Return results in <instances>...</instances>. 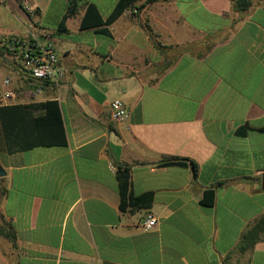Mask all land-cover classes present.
I'll list each match as a JSON object with an SVG mask.
<instances>
[{"label":"crops","instance_id":"crops-1","mask_svg":"<svg viewBox=\"0 0 264 264\" xmlns=\"http://www.w3.org/2000/svg\"><path fill=\"white\" fill-rule=\"evenodd\" d=\"M118 1L0 0V93L57 101L67 138L11 154L0 142V228L14 235L0 236V264H264V0H138L106 34L80 28L86 5L105 22ZM10 36L53 45L57 86L28 77ZM115 99L125 124L110 119ZM168 157L195 163L196 178L189 164L158 166ZM119 166L149 209L121 210ZM145 211L157 217L149 231Z\"/></svg>","mask_w":264,"mask_h":264},{"label":"trees","instance_id":"trees-1","mask_svg":"<svg viewBox=\"0 0 264 264\" xmlns=\"http://www.w3.org/2000/svg\"><path fill=\"white\" fill-rule=\"evenodd\" d=\"M138 0H119L114 7L107 21H103L96 7L92 4L86 5L84 15L80 22L82 30H94L96 33L106 34L107 30L103 27L106 23L115 20L123 11L131 7ZM152 3L157 0H147ZM76 3L71 2L67 12L59 23V31L64 32L65 20L74 14ZM145 29L151 36L153 44L158 50L164 47L154 39L151 29L145 24ZM29 77V76H28ZM30 78V77H29ZM31 79V78H30ZM33 80V79H31ZM43 82V81H42ZM251 128L248 125L240 126L235 134L245 137ZM264 132V127L258 129ZM0 142L3 144V150L7 153L24 152L33 148H63L67 146V138L61 116L59 104L55 100H49L40 103L0 105ZM190 165L193 177L197 176V166L195 163L186 159L177 157H168L163 159L158 166H186ZM117 179L120 196V208L126 207L140 209H149L152 203V195L145 193L139 196H133L130 191L129 170L126 166L117 168ZM246 180V179H245ZM222 183L203 191L201 205L205 207L213 206L215 199V188ZM2 194L0 193V196ZM262 220L255 223L249 230L242 234L237 251L240 253L253 247L259 239L258 232ZM8 226L0 228V236L7 238L14 245V235L8 230Z\"/></svg>","mask_w":264,"mask_h":264},{"label":"built area","instance_id":"built-area-1","mask_svg":"<svg viewBox=\"0 0 264 264\" xmlns=\"http://www.w3.org/2000/svg\"><path fill=\"white\" fill-rule=\"evenodd\" d=\"M135 12V11H133ZM9 49L17 55L21 68L27 75L37 81H47L55 86L63 78V69L58 64L57 54L52 44H40L36 41H25L17 36L6 39ZM5 84L8 81L4 82ZM16 104V95L11 90L0 93V105ZM110 119L118 124H125L129 118V111L120 99L109 103ZM114 170L113 165H109ZM157 225V217L150 211H145L140 219V228L149 231Z\"/></svg>","mask_w":264,"mask_h":264},{"label":"water","instance_id":"water-1","mask_svg":"<svg viewBox=\"0 0 264 264\" xmlns=\"http://www.w3.org/2000/svg\"><path fill=\"white\" fill-rule=\"evenodd\" d=\"M4 175V171L0 167V177Z\"/></svg>","mask_w":264,"mask_h":264}]
</instances>
